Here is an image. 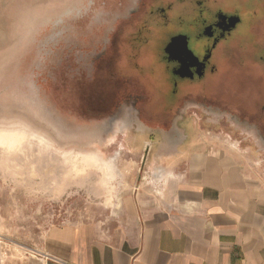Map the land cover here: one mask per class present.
<instances>
[{"label": "rangeland", "instance_id": "rangeland-1", "mask_svg": "<svg viewBox=\"0 0 264 264\" xmlns=\"http://www.w3.org/2000/svg\"><path fill=\"white\" fill-rule=\"evenodd\" d=\"M94 1L0 0V229L27 243L52 224L111 222L131 171L143 157L148 169L147 152H157L162 135L171 137L162 145L166 150H175L187 133L202 137L197 146L211 139L245 151L264 173V138L255 126L218 124L193 100L169 108L163 119L156 103L152 111L144 105L152 91L131 82L112 92L103 88L91 58L88 69L82 60L74 63L70 43L98 53L102 38L128 17L135 0ZM160 34L155 30L138 55L155 88L164 87ZM129 93L138 96L133 110L113 113L114 96L116 101Z\"/></svg>", "mask_w": 264, "mask_h": 264}, {"label": "crops", "instance_id": "crops-1", "mask_svg": "<svg viewBox=\"0 0 264 264\" xmlns=\"http://www.w3.org/2000/svg\"><path fill=\"white\" fill-rule=\"evenodd\" d=\"M170 139L131 171L111 222L52 224L30 243L2 228L0 264H264L260 167L211 139Z\"/></svg>", "mask_w": 264, "mask_h": 264}, {"label": "flooded vegetation", "instance_id": "flooded-vegetation-1", "mask_svg": "<svg viewBox=\"0 0 264 264\" xmlns=\"http://www.w3.org/2000/svg\"><path fill=\"white\" fill-rule=\"evenodd\" d=\"M130 9L114 33L102 38L98 53L77 49L72 41L67 51L74 63L84 61V69L93 63L106 82L103 88L112 92L131 82L152 91L144 105L149 111L156 103L163 119L169 118V108L193 100L215 114L218 124L255 126L264 138V0H135ZM155 30L161 31L164 72V87L156 88L138 60ZM112 101L118 109L113 113L127 107L130 113L138 96Z\"/></svg>", "mask_w": 264, "mask_h": 264}]
</instances>
